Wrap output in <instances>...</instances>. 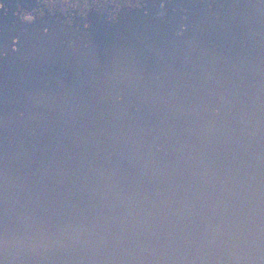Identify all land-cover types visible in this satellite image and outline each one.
<instances>
[{
    "label": "water",
    "instance_id": "water-1",
    "mask_svg": "<svg viewBox=\"0 0 264 264\" xmlns=\"http://www.w3.org/2000/svg\"><path fill=\"white\" fill-rule=\"evenodd\" d=\"M0 264H264V0H0Z\"/></svg>",
    "mask_w": 264,
    "mask_h": 264
}]
</instances>
